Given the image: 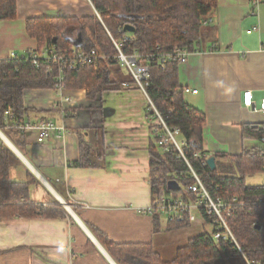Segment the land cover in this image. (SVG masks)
<instances>
[{"label":"crops","instance_id":"crops-1","mask_svg":"<svg viewBox=\"0 0 264 264\" xmlns=\"http://www.w3.org/2000/svg\"><path fill=\"white\" fill-rule=\"evenodd\" d=\"M17 6L16 20L0 21V59L38 48L27 33L28 20L96 17L88 0H17ZM252 10L251 0H218L199 50L178 68L186 104L205 118L202 152L209 158L224 155L218 159L221 167H234V158L245 152L264 151L261 139L245 131V126L264 127V114L254 111L264 99V0L256 15ZM109 73L110 83L94 99L84 88L66 89L64 96L73 102L65 106L54 89L25 91L31 123L50 121L65 126L66 133L53 132L39 143L36 129L27 132L23 152L17 150L28 165L22 160L11 177L25 182L32 172L40 184L31 188V200L59 205L67 215L0 217V264H117L94 231L115 245H151L171 263L189 240L208 231L202 222L168 231L167 217L140 212L153 198L155 122L146 95L128 72L113 65ZM246 92L253 93V108L244 105ZM83 150L91 167L74 165ZM260 174L248 176L246 183L263 185L255 182Z\"/></svg>","mask_w":264,"mask_h":264},{"label":"trees","instance_id":"trees-1","mask_svg":"<svg viewBox=\"0 0 264 264\" xmlns=\"http://www.w3.org/2000/svg\"><path fill=\"white\" fill-rule=\"evenodd\" d=\"M91 1L100 18L28 20L27 33L29 38L37 42V49L43 51L56 46L59 50L69 51L76 47L84 51L96 50L115 55L117 51L108 32L115 39L121 40L126 35L121 30L131 25L135 28V33L132 34V40L123 47L125 53H149L156 46H160L165 53L180 47L195 53L203 38L205 28L202 22L218 5V0ZM17 11V0H0V21L16 20ZM99 63L98 67L79 66L75 70L66 68L62 85L70 90L84 88L88 91V97L94 99L110 83L109 68L116 65L112 61ZM148 66V95L169 129L180 130L179 139L187 143L184 155L188 160L186 163L174 147H171L170 152L159 147L161 133L154 132V145L151 148L152 202L163 197H187V188L195 182L193 170L215 197L228 200L238 196L246 204L228 218V224L250 258L264 261V184L253 186L246 183L248 176L264 172V151L253 155L245 152L234 158L232 168L229 165L220 166L218 159H225L221 154L215 155V169L204 166L203 158H196L195 154H204L201 142L205 118L184 100L178 77L179 64L171 62L163 66L153 61ZM57 75V67L49 73L47 65L37 69L32 63L25 61L0 59V130L21 152L25 147L24 136L19 130L5 129V112L11 109L20 124L32 122L33 112L26 109L23 103L25 91L55 90ZM245 131L253 139H264V127L245 126ZM21 165L22 160L0 138V217L34 219L67 215L66 210L58 203L57 207L52 208L31 200V188L40 182L30 171L25 182L14 181L11 169ZM74 165L92 166L86 162L84 150L81 160ZM170 181L178 182L183 188L171 190L168 186ZM167 221L168 231L190 226L187 218H169ZM210 223L211 220L207 218V226ZM94 233L117 264H245L235 245L225 238L215 240L213 231H206L202 236L189 240L171 263L163 262L151 245H115L102 234L96 231Z\"/></svg>","mask_w":264,"mask_h":264},{"label":"built area","instance_id":"built-area-1","mask_svg":"<svg viewBox=\"0 0 264 264\" xmlns=\"http://www.w3.org/2000/svg\"><path fill=\"white\" fill-rule=\"evenodd\" d=\"M91 5L92 1L88 0ZM263 0H251L252 15H256L259 7L262 5ZM94 7V6H93ZM96 16L100 18V15L96 11ZM212 24V18L207 16L202 26L208 27ZM124 31V38L121 40L115 39L110 32L109 37L117 51L115 55L101 53L96 50L84 51L79 48H72L69 51L59 50L56 46L47 48L43 51L38 49L29 51L25 54L11 53L8 59L21 60L26 63H32L35 68L40 69L42 65H47V71L50 73L54 67H57L58 75L55 79L56 92L59 93L60 98L63 101V106L73 102L70 97H65L63 92L66 90L62 85L65 80L64 70L69 68L71 70L77 69L79 66H94L98 67L101 61H112L120 68L126 70L131 76L134 85L141 89L148 99V111L150 118L155 122V132L161 133L160 140L158 142L159 147L170 152L171 147H174L180 154V156L188 163L187 158L184 155V147L187 143L180 138L181 132L178 129H169L166 124L164 117L158 111L155 104L148 95L147 88L150 79V70L148 64L156 62L159 65H166L171 62H176L179 65L185 64L191 56V52L185 48H178L173 52L165 53L162 51L160 46L153 52L140 53L133 51L131 53H125L123 47L125 44L132 40V34ZM18 72V70H16ZM128 87L129 84H124ZM196 93V92H195ZM253 93L246 92L244 94V105L247 108H253ZM256 113L264 114V99L262 100L260 109H254ZM171 113V112H170ZM6 130H19L20 133L25 137L27 132L32 129H36L39 132L38 142L43 143L46 138L51 137L53 132H58L59 137H63L66 133L65 126H59L56 123L50 121H42L39 123L26 122L20 124L17 122V118L11 109L5 112ZM1 131V130H0ZM2 132V131H1ZM264 145V139L261 140ZM196 158H203L204 166H208L207 161L209 157L196 152ZM264 173V172H263ZM195 182L187 188L189 195L187 197L180 196L178 198L163 197L151 205L140 210L141 213L150 215L152 217L162 215L172 219L187 218L190 224L202 222L207 226V218L211 220L209 226L212 227L215 240L225 238L228 242H232L238 252L241 254L245 264H264L262 260H253L249 254L246 253L238 243L235 235L233 234L228 224V218L238 212V209L246 206L238 196L231 199L224 200L219 197H215L207 186L202 182L200 177L192 170ZM181 186V185H180ZM183 187L181 186V189ZM263 202V201H261ZM44 206H48L45 204ZM262 228V227H261Z\"/></svg>","mask_w":264,"mask_h":264},{"label":"water","instance_id":"water-1","mask_svg":"<svg viewBox=\"0 0 264 264\" xmlns=\"http://www.w3.org/2000/svg\"><path fill=\"white\" fill-rule=\"evenodd\" d=\"M125 32L127 33H135V28L131 25H128L125 27ZM54 42H56V39L54 40ZM79 42H81V35H80V39H79ZM0 138L10 147L11 150H13V152L18 155V157L23 160L26 164L27 162L25 161L24 157L21 155V153L17 150V148L10 142L9 139H7L4 135L2 136L0 134ZM207 164L208 166L213 170L216 168V162H215V157H210L207 161ZM28 165V164H27ZM35 174L36 176L41 180V181H44L40 176L39 174L33 169V168H30ZM169 188L171 190H180L181 189V186L178 182L176 181H170L169 184H168ZM61 204L73 215V211L70 209L69 206H66L63 202H61Z\"/></svg>","mask_w":264,"mask_h":264},{"label":"rangeland","instance_id":"rangeland-1","mask_svg":"<svg viewBox=\"0 0 264 264\" xmlns=\"http://www.w3.org/2000/svg\"><path fill=\"white\" fill-rule=\"evenodd\" d=\"M254 181H255V180H254ZM263 181H264V173L258 175V176H257V179H256L255 182H256V183H259V182H263ZM255 182L249 180V183H255ZM263 183H264V182H263ZM206 229H207L208 231H212V227H211V226H207ZM240 264H241V263H240Z\"/></svg>","mask_w":264,"mask_h":264},{"label":"bare ground","instance_id":"bare-ground-1","mask_svg":"<svg viewBox=\"0 0 264 264\" xmlns=\"http://www.w3.org/2000/svg\"><path fill=\"white\" fill-rule=\"evenodd\" d=\"M0 134L3 136L4 135V133H2L1 131H0ZM5 136V135H4ZM6 137V136H5ZM7 138V137H6ZM8 139V138H7Z\"/></svg>","mask_w":264,"mask_h":264}]
</instances>
